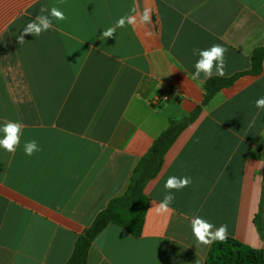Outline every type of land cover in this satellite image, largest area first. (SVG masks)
Here are the masks:
<instances>
[{
	"label": "crops",
	"instance_id": "0c3cea01",
	"mask_svg": "<svg viewBox=\"0 0 264 264\" xmlns=\"http://www.w3.org/2000/svg\"><path fill=\"white\" fill-rule=\"evenodd\" d=\"M42 5L67 19L20 45ZM133 6L150 22L101 40ZM214 44L227 49L223 78H238L202 106L208 80L191 79L193 49ZM261 47L264 0H0V126L24 125L14 154L0 148V264H68L171 121L199 107L146 185L141 234L109 224L87 264H207L213 243L196 246L195 215L264 249V109L255 107L264 62L249 73ZM33 139L41 151L29 157L23 146ZM170 176L192 183L157 214Z\"/></svg>",
	"mask_w": 264,
	"mask_h": 264
},
{
	"label": "trees",
	"instance_id": "16d2710c",
	"mask_svg": "<svg viewBox=\"0 0 264 264\" xmlns=\"http://www.w3.org/2000/svg\"><path fill=\"white\" fill-rule=\"evenodd\" d=\"M264 47L254 51L252 56V75L263 71ZM238 78L213 77L205 83L203 105L209 103L220 90L231 86ZM201 107L184 120L171 121L170 127L154 143L147 155L137 166L127 193L110 203L95 219L93 225L82 234L75 245L68 264H87L88 252L98 235L109 225L116 224L133 236L142 232L148 197L146 185L156 178L162 170L164 157L179 134L199 115ZM258 223L259 218H258ZM261 227V224H260ZM207 264H264V249H253L228 236L223 243L214 242L207 258Z\"/></svg>",
	"mask_w": 264,
	"mask_h": 264
},
{
	"label": "clouds",
	"instance_id": "9594fccd",
	"mask_svg": "<svg viewBox=\"0 0 264 264\" xmlns=\"http://www.w3.org/2000/svg\"><path fill=\"white\" fill-rule=\"evenodd\" d=\"M63 3V0H60ZM137 9L132 7L130 13L121 16L117 19L113 26L103 30L101 40H107L116 34L118 28L132 27L136 30L137 27L146 25L150 22V16L148 12L143 14H136ZM67 19L65 13L56 6H52L50 9L46 5H42L39 8L38 14L33 20H31L22 29L20 35L17 36V41L20 45H23L25 36L31 34L34 37H39L42 33L55 30L53 20L64 21ZM147 36H151L150 32L145 33ZM227 49L220 45L214 44L208 49H193V55H198L199 59L194 64V72L191 75L192 80H199L201 76L205 81L211 80L215 77L226 76V62L225 52ZM255 107L257 109H264V97H260L255 101ZM24 125L19 121L7 120L0 126V132L3 133V137L0 138V148H3L9 153H15L17 147L20 146L21 136L23 135ZM24 153L26 156H33L36 152L41 151L38 142L28 140L24 142ZM192 183L191 177H177L170 176L164 184L166 194L158 204H153L152 208H155L157 214L167 213L171 210L170 206L175 200L173 190L180 191L185 187H188ZM190 226L192 234L196 241V246H210L214 242H225L228 238V225L221 224L218 228L210 223L208 220L195 215L190 219Z\"/></svg>",
	"mask_w": 264,
	"mask_h": 264
}]
</instances>
